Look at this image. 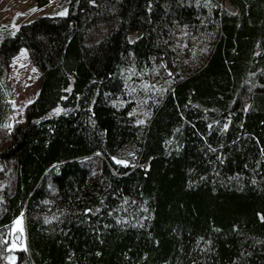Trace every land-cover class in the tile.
<instances>
[{"label":"trees","instance_id":"trees-1","mask_svg":"<svg viewBox=\"0 0 264 264\" xmlns=\"http://www.w3.org/2000/svg\"><path fill=\"white\" fill-rule=\"evenodd\" d=\"M21 49L41 79L0 148V262L264 264V0H69L0 27V127Z\"/></svg>","mask_w":264,"mask_h":264},{"label":"rangeland","instance_id":"rangeland-1","mask_svg":"<svg viewBox=\"0 0 264 264\" xmlns=\"http://www.w3.org/2000/svg\"><path fill=\"white\" fill-rule=\"evenodd\" d=\"M68 3L69 0H52L46 6L37 8L32 0H0V27L16 29L21 23H27L41 16L61 15V13L67 12ZM197 45L201 46L198 43ZM189 48L188 56L195 57L193 53L197 51V48L194 45ZM192 57H187L186 61L189 63ZM40 79L41 70L34 65L27 50L21 49L10 63L7 77L13 92L11 100L13 116L10 120L13 124L24 122L25 109L36 97ZM138 88L132 115L136 122L145 124L151 115L147 100L154 96L153 99L158 102L170 88V79L164 74H155L148 81L139 84ZM10 122L0 127V148L7 141L5 135L9 131ZM1 182L0 180V185ZM17 221L20 223L18 224ZM25 238L24 217L20 215L10 227V240L7 250L13 251L24 248ZM0 264L7 263L0 262Z\"/></svg>","mask_w":264,"mask_h":264},{"label":"water","instance_id":"water-1","mask_svg":"<svg viewBox=\"0 0 264 264\" xmlns=\"http://www.w3.org/2000/svg\"><path fill=\"white\" fill-rule=\"evenodd\" d=\"M12 127H13V123L10 122V128H9V132L12 130Z\"/></svg>","mask_w":264,"mask_h":264},{"label":"snow or ice","instance_id":"snow-or-ice-1","mask_svg":"<svg viewBox=\"0 0 264 264\" xmlns=\"http://www.w3.org/2000/svg\"><path fill=\"white\" fill-rule=\"evenodd\" d=\"M63 14H66V13H61V15H63ZM121 161H117V163H120ZM17 223L19 224L20 223V221H17Z\"/></svg>","mask_w":264,"mask_h":264},{"label":"crops","instance_id":"crops-1","mask_svg":"<svg viewBox=\"0 0 264 264\" xmlns=\"http://www.w3.org/2000/svg\"><path fill=\"white\" fill-rule=\"evenodd\" d=\"M33 1V0H32ZM50 1H52V0H49V2H48V4L50 3ZM33 3H34V1H33ZM35 4V3H34ZM46 6V5H45Z\"/></svg>","mask_w":264,"mask_h":264},{"label":"bare ground","instance_id":"bare-ground-1","mask_svg":"<svg viewBox=\"0 0 264 264\" xmlns=\"http://www.w3.org/2000/svg\"><path fill=\"white\" fill-rule=\"evenodd\" d=\"M12 53V52H11ZM14 56V55H13ZM13 58V57H12Z\"/></svg>","mask_w":264,"mask_h":264}]
</instances>
